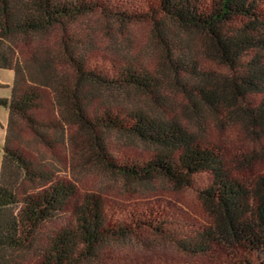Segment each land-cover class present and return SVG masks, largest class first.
I'll return each instance as SVG.
<instances>
[{
  "label": "trees",
  "instance_id": "16d2710c",
  "mask_svg": "<svg viewBox=\"0 0 264 264\" xmlns=\"http://www.w3.org/2000/svg\"><path fill=\"white\" fill-rule=\"evenodd\" d=\"M91 15L146 25L185 109L173 108L167 83L138 58L91 53L76 31ZM0 68L15 74L11 97L0 99L9 110L0 264H102L110 242L143 233L176 251L151 264L264 257V0H142L138 7L133 0H0ZM92 88L144 95L155 113L102 103ZM59 115L57 127L52 116L58 122ZM19 122L49 151L76 128L83 134L76 148L90 160L127 182L162 180L192 194L209 209V223L161 203L81 190L24 146ZM60 128L57 139L49 135ZM111 134L149 154L112 150Z\"/></svg>",
  "mask_w": 264,
  "mask_h": 264
},
{
  "label": "rangeland",
  "instance_id": "374dc122",
  "mask_svg": "<svg viewBox=\"0 0 264 264\" xmlns=\"http://www.w3.org/2000/svg\"><path fill=\"white\" fill-rule=\"evenodd\" d=\"M133 1L138 7L142 0ZM76 31L91 43V53L99 58L136 57L153 69L158 76L160 74V78L167 83L165 87L167 88L168 101L174 109L182 111L189 104L184 98V94L179 91L181 88L177 87L173 80H170L173 78L165 66L163 54L161 50H157V43L146 25L121 27L115 21L91 15L82 22L79 28H76ZM45 45V47L49 46L48 43ZM14 78V71L0 68V99L11 97ZM91 92L102 103L109 102L114 105L118 101L119 104L128 108L138 107L155 113L153 102L144 95L121 94L118 91L104 88H92ZM181 117L191 126L196 121L189 112H184ZM52 118L57 127L61 126L60 115L57 116L58 122L55 120V116ZM8 120L9 110L0 104V177ZM20 127L24 130L19 135L24 146L36 157L53 165L58 174L72 180L81 190L93 191L108 199L126 203H161L187 216L193 223H209V209L192 194L162 180H156L147 185L127 182L90 160L86 152H80L76 148L77 143L83 139V134L78 130L79 133H77L76 128L72 130V134L66 129L61 143L56 149L49 151L38 143L33 130L25 127L24 124H20ZM218 130L220 129L216 127L208 128V131L214 136L217 135ZM48 133L52 138L57 139V134L61 136L63 130L60 128L59 133L56 130ZM109 143L112 150L121 148L138 155L149 154V147L118 134H111ZM25 185L28 187L27 183ZM175 255L176 251L173 246L151 234L143 233L139 236L110 242L104 252L102 264H138L141 262L151 264L162 258H173ZM256 264H264V257H258Z\"/></svg>",
  "mask_w": 264,
  "mask_h": 264
}]
</instances>
